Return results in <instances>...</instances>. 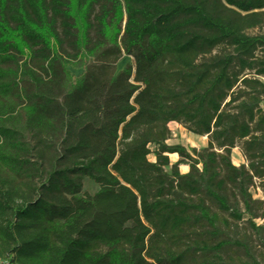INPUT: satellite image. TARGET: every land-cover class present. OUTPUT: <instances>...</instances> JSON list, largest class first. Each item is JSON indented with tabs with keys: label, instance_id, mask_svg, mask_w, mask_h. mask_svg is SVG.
Instances as JSON below:
<instances>
[{
	"label": "trees",
	"instance_id": "16d2710c",
	"mask_svg": "<svg viewBox=\"0 0 264 264\" xmlns=\"http://www.w3.org/2000/svg\"><path fill=\"white\" fill-rule=\"evenodd\" d=\"M263 23L264 0H0V261L257 264Z\"/></svg>",
	"mask_w": 264,
	"mask_h": 264
},
{
	"label": "rangeland",
	"instance_id": "374dc122",
	"mask_svg": "<svg viewBox=\"0 0 264 264\" xmlns=\"http://www.w3.org/2000/svg\"><path fill=\"white\" fill-rule=\"evenodd\" d=\"M246 35L250 36V37H256V35H264V23L262 24L261 27L257 28L256 30H253L249 33H246ZM130 62L128 59H123V58H119L111 67L110 70L112 73H116L118 72L121 67H124V65L129 66ZM68 73L70 76H75L77 75L76 72L70 71L68 70ZM260 83L264 86V81H260ZM260 108V111L262 112V114L264 115V108ZM166 132H167V142H165V146L166 147H171V146H177L179 147L183 152H186L187 150H192L194 152L200 151L203 147H204V139L200 138V139H196L193 138L189 135H187L186 133L184 134V132L178 128L177 126L170 124V125H166ZM147 163H151V158L147 157L146 159ZM167 164L170 166L174 163L175 158L173 159H166ZM228 165L229 167L235 168L238 166H243L241 163V160L238 156V154L236 153L235 150H231L229 157H228ZM176 172L178 175H182L184 174L182 171H180L179 169H176ZM80 187V195H86V196H90L93 193H95L96 189L95 187H92L89 183H87L86 181H82L79 185ZM254 185L251 187V189H249L247 191L248 197H250L251 201H254L256 203H259L262 205L261 209L264 210V203L262 202V200L260 199V196L258 195V193L255 191L254 189ZM264 221V217L262 219ZM253 226L259 227L261 222H257L254 221L252 222ZM237 236H241V235H245V228L243 226H238L236 227V231H235ZM251 254L254 257V260L256 261L257 264H264V254L262 253V250L259 249L254 243H251ZM230 258H232L233 256L229 255ZM237 260H241L239 257L235 256Z\"/></svg>",
	"mask_w": 264,
	"mask_h": 264
},
{
	"label": "crops",
	"instance_id": "0c3cea01",
	"mask_svg": "<svg viewBox=\"0 0 264 264\" xmlns=\"http://www.w3.org/2000/svg\"><path fill=\"white\" fill-rule=\"evenodd\" d=\"M176 169H179L180 171H182L184 174H185V172H186V170L185 169H183V168H180V167H178V168H176ZM184 174H182V175H184Z\"/></svg>",
	"mask_w": 264,
	"mask_h": 264
},
{
	"label": "built area",
	"instance_id": "2783aa9c",
	"mask_svg": "<svg viewBox=\"0 0 264 264\" xmlns=\"http://www.w3.org/2000/svg\"><path fill=\"white\" fill-rule=\"evenodd\" d=\"M0 264H9V263H7L5 261H0Z\"/></svg>",
	"mask_w": 264,
	"mask_h": 264
},
{
	"label": "bare ground",
	"instance_id": "6f19581e",
	"mask_svg": "<svg viewBox=\"0 0 264 264\" xmlns=\"http://www.w3.org/2000/svg\"><path fill=\"white\" fill-rule=\"evenodd\" d=\"M173 158H174L173 156H171V157H166V159H170V160L173 159Z\"/></svg>",
	"mask_w": 264,
	"mask_h": 264
}]
</instances>
